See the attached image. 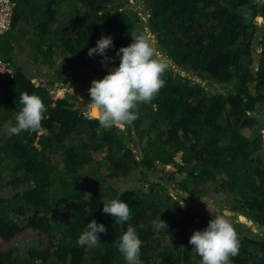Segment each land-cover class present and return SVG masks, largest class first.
<instances>
[{
  "label": "trees",
  "instance_id": "16d2710c",
  "mask_svg": "<svg viewBox=\"0 0 264 264\" xmlns=\"http://www.w3.org/2000/svg\"><path fill=\"white\" fill-rule=\"evenodd\" d=\"M131 1L10 0V29L0 35V60L13 72L0 76V264H126L117 245L129 224L143 264H200L189 238L224 209L240 241L231 264H264V0H138L137 10ZM18 34L33 43L30 71L8 52ZM108 35L107 58L89 57ZM138 36L171 61L165 86L124 130H106L71 89L86 106L91 82ZM38 60L57 70L34 74ZM54 87L64 95L53 98ZM25 92L42 98L45 118L38 131L9 134ZM117 193L131 207L123 225L102 211ZM206 195L217 209L195 201ZM159 216L167 230L153 228ZM93 219L107 231L96 247L78 246Z\"/></svg>",
  "mask_w": 264,
  "mask_h": 264
},
{
  "label": "clouds",
  "instance_id": "9594fccd",
  "mask_svg": "<svg viewBox=\"0 0 264 264\" xmlns=\"http://www.w3.org/2000/svg\"><path fill=\"white\" fill-rule=\"evenodd\" d=\"M11 18L8 28L0 35L9 32ZM113 46V38L110 35L101 36L95 47L88 49V55L92 57L98 54L107 58L106 50ZM116 55L119 57V65L111 68L103 78L94 79L88 90L90 100L87 103L90 113L106 130H124L132 124L138 118L137 106L150 103L165 86L163 74L169 67L168 62L157 53L152 41L145 36L133 37L132 43L120 47ZM19 102L22 107L16 114L15 125L8 129L9 134L19 135L22 131L40 130L46 114L42 98L35 93L25 92L20 96ZM120 196L121 194L117 193L112 199L102 202V211L113 217L116 224L123 225L131 219V207ZM210 215L206 227L195 230L189 238L192 252L201 258L200 264H231L230 258L239 253L240 241L229 219L230 213L225 210L210 212ZM152 226L157 230L168 228L160 216L158 220L152 221ZM106 231L103 223H97L93 219L87 223L76 243L81 247H96L101 241L99 234ZM142 243L137 229L129 224L117 245L126 264H143Z\"/></svg>",
  "mask_w": 264,
  "mask_h": 264
},
{
  "label": "rangeland",
  "instance_id": "374dc122",
  "mask_svg": "<svg viewBox=\"0 0 264 264\" xmlns=\"http://www.w3.org/2000/svg\"><path fill=\"white\" fill-rule=\"evenodd\" d=\"M130 8H132L134 10H137L138 8H144V3H142V2L139 3L138 0H132L131 3H130ZM144 15H145V13L142 14V16H144ZM147 17H148V15L146 14L144 16V18H147ZM257 20H258L259 23H261L260 22V18H257ZM147 36L150 37V38L153 37V35L151 33H148ZM32 44H33L32 41L27 40L26 35L21 36V35L18 34L17 35V39H16V41L13 44V47H11V48L9 47V49H8V52H11V56H10L11 60L15 61V63L17 65H22L24 70H29V69H27L28 64H27V60H25V58H27V57H29V55H31V50L30 49H32V47H31ZM28 50H29V52H28ZM55 50L56 51H55V53L53 55V58L60 60L61 56L63 54H59L60 49H55ZM159 55L164 60H166L168 63H171V61L169 59H167L166 56L162 55L161 53H159ZM36 64H33V67L32 66L30 67L32 72H34V74H36L35 72H38V70L40 72L42 71V72H45V73L50 72L51 70H57L54 67H50V68L45 67V65H43L39 60L37 61ZM80 64L81 63H79V61L74 60V67H76L77 69H81L82 68V66ZM173 67H174L175 70L179 71L181 74H183V75L186 74V72L184 70L177 68L176 65L173 64ZM83 69L84 68H82V70ZM86 69H89V66ZM54 88L57 89V90H54ZM54 88H52V90H51V94H52L53 98H55L56 96H63L64 95V89L63 88H56V87H54ZM208 89L211 90V91H219L221 89V85L214 84L213 86H209ZM221 91H225V90L221 89ZM71 94L74 95L75 98H76V105L80 106L81 109H84V110H86L87 112L90 113L88 104L86 106L81 105L82 100H81L80 94L77 93V92L72 91V89H71ZM132 137L134 139H137L136 138V132L134 130H132ZM262 138H263V145H264V130L262 132ZM145 139H146V137H145ZM142 140L144 141V139H142ZM175 160L179 161V157L176 156ZM165 170L166 171H173L174 170V166L172 164H168V165L165 166ZM134 185L136 186V183ZM202 198L201 197L200 198H195V201L204 202V201L207 200V204H208L209 207L217 209V206L219 204V199L215 198L214 196H208V195H206V196H204ZM183 204H185L184 200H183ZM225 210H227L230 213V215L233 214V212L231 210L224 209L223 211H225ZM238 219L241 222L246 223L245 226H247V227L248 226L251 227L253 225L252 222L249 219H247L246 217H244V216L240 215V216H238Z\"/></svg>",
  "mask_w": 264,
  "mask_h": 264
},
{
  "label": "built area",
  "instance_id": "2783aa9c",
  "mask_svg": "<svg viewBox=\"0 0 264 264\" xmlns=\"http://www.w3.org/2000/svg\"><path fill=\"white\" fill-rule=\"evenodd\" d=\"M13 6L14 4L10 0H0V33L8 28ZM12 74V68L9 64L0 60V76L11 78Z\"/></svg>",
  "mask_w": 264,
  "mask_h": 264
}]
</instances>
